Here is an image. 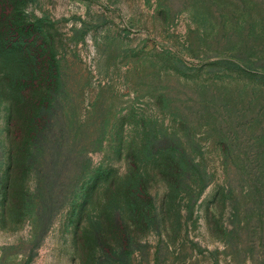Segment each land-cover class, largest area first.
Instances as JSON below:
<instances>
[{
  "label": "rangeland",
  "instance_id": "rangeland-1",
  "mask_svg": "<svg viewBox=\"0 0 264 264\" xmlns=\"http://www.w3.org/2000/svg\"><path fill=\"white\" fill-rule=\"evenodd\" d=\"M10 1L0 264H264V0Z\"/></svg>",
  "mask_w": 264,
  "mask_h": 264
},
{
  "label": "trees",
  "instance_id": "trees-1",
  "mask_svg": "<svg viewBox=\"0 0 264 264\" xmlns=\"http://www.w3.org/2000/svg\"><path fill=\"white\" fill-rule=\"evenodd\" d=\"M5 0H0V45L3 47V42H7L8 44L10 42H17L18 45L16 46L22 54H24V58L26 56L27 60L29 61V55L33 54L31 53L32 47H35V43L27 44L29 40V35L27 33V30L25 26L21 23H19V18L17 13V10L15 9L14 5L11 4L10 1V7L7 8L10 10L9 13H6L5 11L3 12V8L1 7L2 4H5ZM2 9V12H1ZM16 12V13H15ZM6 13V14H5ZM16 40V41H15ZM21 42V43H20ZM11 47V45H10ZM38 49L37 52H40L39 54L45 57L44 59L46 60L41 62V66L44 67L43 72L40 73L39 78L42 80L41 83L43 84V88L47 86V83L49 78H50V73L53 72L52 70L55 67V57L52 55L51 51L46 48L41 46L35 47ZM23 58V60H24ZM49 58V59H47ZM43 60V59H42ZM25 62V61H24ZM47 62L49 66L47 67ZM39 65V63H36ZM44 88V89H45Z\"/></svg>",
  "mask_w": 264,
  "mask_h": 264
}]
</instances>
